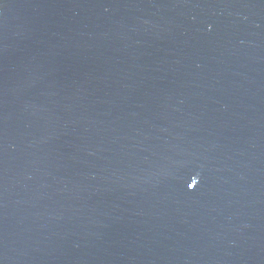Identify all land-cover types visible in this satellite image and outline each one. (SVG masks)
<instances>
[{"label":"water","instance_id":"obj_1","mask_svg":"<svg viewBox=\"0 0 264 264\" xmlns=\"http://www.w3.org/2000/svg\"><path fill=\"white\" fill-rule=\"evenodd\" d=\"M0 264H264V0H0Z\"/></svg>","mask_w":264,"mask_h":264}]
</instances>
